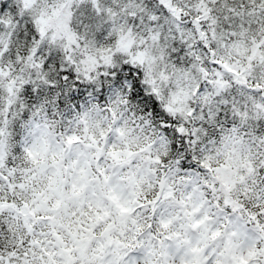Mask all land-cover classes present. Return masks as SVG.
<instances>
[{"label": "snow or ice", "instance_id": "6c2138e0", "mask_svg": "<svg viewBox=\"0 0 264 264\" xmlns=\"http://www.w3.org/2000/svg\"><path fill=\"white\" fill-rule=\"evenodd\" d=\"M201 3L206 5L202 13L206 30L199 26L195 29L199 34L195 46L213 56L214 48L222 47L227 59L235 58V63H216L232 73L237 83L248 85L251 78L254 83L249 87L264 91V0ZM102 4L103 0H0V56L10 50L14 38L16 42L26 38L37 44L48 33H59L69 46L80 47L78 31L72 30L73 19L81 28L91 29L96 19L111 15V9L102 8ZM200 19L197 16V23ZM181 43L193 47L183 33ZM27 58L32 61L33 55ZM34 67L47 69L48 63ZM199 71L207 75L202 67ZM61 75L67 78L71 73L61 71ZM115 79L127 91L138 83L129 84L119 76ZM215 83L216 100L205 94L199 101L209 108L207 118L212 117L213 103L218 101L221 107L228 103L220 98L219 89L225 85L219 80ZM28 90H32L30 86ZM179 95L187 101L189 93L181 89ZM194 111L189 109L187 115L192 116ZM234 113L242 121L248 119L246 112L234 109ZM87 119L85 113L80 121L85 124V133ZM96 127L98 135L86 134L82 140L66 132L55 144L52 132L41 131L31 146L22 145L28 163L21 168L12 164L14 156L5 163L10 145L5 129L0 127V264H264V222L260 219L264 217V204L255 205L259 215L249 214L254 226L248 228L239 218L234 220L226 214L213 217L205 208L203 193L197 196L195 189L176 200L167 176H161L155 185L147 179L156 172L152 167L139 175L121 176L110 168L127 164L136 153L117 150L115 145L105 152L102 142L107 143V132L99 124ZM200 131L177 127L174 132L179 143L171 147L183 151L181 145L195 144ZM232 132L239 139L238 128L233 127ZM119 135L123 137L124 133L120 131ZM82 143L83 148L74 147ZM239 143L244 141L239 139ZM106 159L112 160L110 167L104 166ZM146 161L161 167L165 164L159 156H149ZM175 163L180 165L181 161ZM215 172L214 179L225 193L224 205L237 211L241 207L239 196L247 198L251 190L249 181L253 187L257 179L264 183V136L258 140L253 137L246 155L235 163L226 160ZM168 173L174 175L171 167ZM145 184L148 189L157 188L152 199L144 191ZM211 187L215 192L216 185ZM169 200L172 205L165 203ZM215 206L219 208V198Z\"/></svg>", "mask_w": 264, "mask_h": 264}, {"label": "clouds", "instance_id": "9594fccd", "mask_svg": "<svg viewBox=\"0 0 264 264\" xmlns=\"http://www.w3.org/2000/svg\"><path fill=\"white\" fill-rule=\"evenodd\" d=\"M205 6L201 0H103L102 8L111 9V15L106 13L96 19L91 29L85 30L75 19L72 21L80 47L69 46L59 33H48L37 44L26 38L16 42L14 38L10 50L0 56V71L4 73L0 76V127L5 129L10 145L5 163L14 156L12 164L17 168L26 166L22 145L31 146L41 131L52 132L55 144L66 132L82 140L86 134L98 135L99 124L107 132V143L102 142L105 152L115 145L117 150L136 153L127 164L112 167L111 171L127 177L152 167L156 172L147 179L155 185L161 176H167L176 200L187 197L195 189L197 196L203 193L207 201L205 208L213 217L226 214L252 228L248 216L259 215L255 205L264 204V183L257 179L253 187L250 180L248 197L240 195L241 207L233 212L231 206L224 205L225 193L214 177L215 169L226 160L235 163L247 154L253 137L258 140L264 136V91L249 87L254 83L251 78L248 85L237 83L232 73L216 63L218 60L235 63V58L227 59L222 47H215L213 56L195 46L199 43L195 29L199 26L206 30L202 16ZM151 16L156 19H149ZM197 16H201L198 23ZM181 33L193 47L181 43ZM33 48H36L34 53ZM28 54L33 55L32 61L28 60ZM44 63H48L47 69L34 67ZM201 67L207 75L199 71ZM61 71L71 75L65 78ZM116 76L129 84L138 83L127 91ZM217 80L225 85L219 89L220 98L228 103L223 107L218 101L213 103L212 117L207 118L209 108L199 102L200 97L208 94L215 101ZM181 89L189 93L187 101L179 95ZM189 109L195 110L192 116L187 115ZM234 109L246 112L248 119L242 121ZM85 113L87 133L85 124L80 122ZM201 116L205 119H200ZM177 127H185L189 132L194 127L200 129L196 143L181 145L183 151L173 149L171 145L179 143L174 132ZM233 127L238 128L243 144L232 132ZM74 147L83 148L84 144ZM17 148L21 150L16 151ZM255 152L253 148V155ZM149 156H159L164 166L149 165L146 161ZM177 159L180 165L175 163ZM103 163L105 167L113 164L111 159ZM169 167L174 175L168 173ZM238 190L239 186L232 193L233 199ZM144 191L152 199L157 188L148 189L145 184ZM217 198L219 208L215 206ZM165 203L172 205L173 201ZM260 219L264 222V217Z\"/></svg>", "mask_w": 264, "mask_h": 264}]
</instances>
